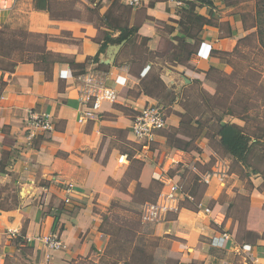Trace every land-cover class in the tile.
Segmentation results:
<instances>
[{
    "label": "crops",
    "instance_id": "1",
    "mask_svg": "<svg viewBox=\"0 0 264 264\" xmlns=\"http://www.w3.org/2000/svg\"><path fill=\"white\" fill-rule=\"evenodd\" d=\"M211 1L189 0L177 8L167 0H142L130 8L121 0H45L44 9L37 8V0H16L12 6L0 1L7 7H0V29L16 25L41 38L46 57V62L0 66V264H76L103 252L109 242L100 230L103 216L113 203H131L139 189L149 193L158 184L155 202L162 189L155 174L161 169L185 180L194 199L160 224L140 221L152 236L170 240L172 264H264L263 174L239 179L244 167L234 173L232 159L218 155L202 136L197 151L170 149L162 134L179 127L181 106L166 116L155 142L147 145L131 134L139 111L163 99L155 95V85L179 99L197 82L215 86L206 77L211 67L232 80L246 77L239 64L245 59L242 48L259 49L255 28L242 21L252 2ZM190 11L210 24L192 29L195 39L182 30ZM125 31L130 33L117 41ZM253 37L254 45H241ZM174 50L178 54L170 58ZM72 62L83 65L84 73ZM86 75L118 97L102 102L98 119L79 123V78ZM29 112L48 114L53 129L28 138ZM232 119L222 123L244 126ZM217 158L230 167L223 182L203 185L193 175L185 178L187 164L196 161L205 171ZM68 184L72 189L66 194ZM49 233L61 241L60 249L29 242Z\"/></svg>",
    "mask_w": 264,
    "mask_h": 264
},
{
    "label": "trees",
    "instance_id": "2",
    "mask_svg": "<svg viewBox=\"0 0 264 264\" xmlns=\"http://www.w3.org/2000/svg\"><path fill=\"white\" fill-rule=\"evenodd\" d=\"M45 0H37V8L44 9ZM189 0H184L185 3H188ZM244 2L250 1L254 5L252 7L251 12L245 14V19L242 17L243 24L246 26V23L249 21L250 27H254L257 35V42L259 44V49L264 52V0H243ZM239 2V0H235L232 3H228L225 1L226 6H232ZM191 9H194V6L191 5ZM254 12V14H252ZM184 22L182 23V30H186V37L195 39V36L191 34V31H194L195 27L198 28L199 31L203 30L204 26L210 25L207 22H204L203 17L197 15L190 11L189 15L183 18ZM130 33V31L123 32L122 36H120L117 41L124 39L126 34ZM132 33V30H131ZM197 39V37H196ZM103 50L102 46L99 48V53ZM43 51L40 52L42 56L35 57V59H28V63H37V62H46L45 57V46L41 48ZM98 56V55H97ZM97 56L94 61H97ZM73 69L79 70V73H84L83 65L71 63L70 64ZM77 74V75H78ZM206 77L211 78L214 81L215 89L214 94L210 95L205 91H200L199 98L197 101L193 102H185V104L181 105L183 113L179 115L180 123L178 128H168L163 132V137L166 139V145L173 150H178L182 152H190L197 151L196 140L203 136L204 130L210 120L206 122H202L201 119L207 113H212L214 108L223 107L226 109V116H230L232 118L239 119L244 122L243 127H239L235 124L231 123H219L213 127L214 132H212L211 138H216L218 141V145L220 146L224 155L229 156L232 161L235 163L241 164L245 169H250L248 175L258 174L260 173L258 169L252 167L248 163L249 158H257L259 157L264 165V113H255L256 116L250 115L249 110L252 109L254 103L251 100L245 99V104L241 109V112L236 111L231 106H226V97L220 96L222 92L227 91L224 88V84H226L229 88L230 94L234 91L240 92L242 87V82H246V79L241 76H237V80L234 81L231 79L233 76H227L221 73L219 70L211 67L207 72ZM245 79V80H244ZM155 82V80H153ZM251 85V80H248ZM253 92L260 93V89L254 88L256 86H251ZM144 93H148V91H144ZM263 93V92H262ZM248 100V101H247ZM250 101V107L248 106V102ZM237 102H241L239 98ZM206 107L209 112L203 110ZM255 124L254 128L250 127L251 124ZM253 126V125H252ZM205 138H209V136H203ZM264 175V174H263ZM140 192H147L142 189H139ZM107 215V214H106ZM106 215L103 216V223L100 227L101 232L108 236L109 239L111 237H115L122 241V244L119 245L121 248V259L123 264H151L153 262V256L148 254L145 246L146 240L140 234L138 230L130 228L128 225L120 226L118 229L109 232L103 228L104 220L106 219ZM112 239V238H111ZM110 241V240H109ZM108 242L107 247L110 248L112 243ZM106 247V248H107ZM93 252H96L93 248ZM97 253V252H96ZM124 254V256H123ZM89 260V259H88ZM177 263V262H176ZM116 264V262L114 263ZM175 264V263H174Z\"/></svg>",
    "mask_w": 264,
    "mask_h": 264
},
{
    "label": "rangeland",
    "instance_id": "3",
    "mask_svg": "<svg viewBox=\"0 0 264 264\" xmlns=\"http://www.w3.org/2000/svg\"><path fill=\"white\" fill-rule=\"evenodd\" d=\"M252 7H254L253 4L250 6V12L252 10ZM252 14H254V12ZM25 34L26 33L24 29L16 25L9 24L4 26V28L0 29V66L2 68L8 69L13 67V65L18 62H25L28 61V59H35V57H37L38 55H40L39 57L42 56L39 53L43 51H38L41 50V48L44 45L42 39L31 37ZM254 41H256V39L253 37L252 41L251 39H248L246 42L241 43V45L242 46L254 45L255 43ZM242 49H243L242 51L243 53L241 55L243 56L245 53L244 56L245 59L242 61V63L239 64L240 66L243 67L242 72L248 71L247 75L251 72L254 73V75L251 74L249 77L246 75L245 77V78L248 77L249 80H254V82H252L251 85H249L250 83L248 81L242 82L241 85L243 88L241 89V91L240 92L234 91L231 94L229 92L228 86L224 84L223 86L224 88H226L227 91L224 90V92H222L220 96L226 97L225 104L227 107L231 106L233 109H235L238 112H241V109L247 105V103L245 104L244 101L245 99L251 100L253 103L255 102L254 105L252 106V109H250L249 112L250 115L256 116L255 113L258 114L264 113V52L260 49L256 50L255 48L252 49L242 48ZM177 54L178 52L174 50L173 53H171L170 58H176ZM235 80H237V76L234 77L233 80L234 83ZM252 85L256 86L254 88L260 89L259 91H262L263 93L261 92L260 94L257 92H253V89L251 87ZM214 88L215 86L210 80H207L202 83L197 82L193 84L191 87L187 88L185 92H182L181 97L177 99L174 93L173 94L166 93L167 91L161 92L160 91L161 89L155 85V89H156L155 95L163 98L161 99V102L159 101L158 102L159 104L158 103L157 104L163 107L165 115L168 117L173 113L174 107L179 106L180 108V106L185 104V102L187 101L189 102L197 101L199 98V93L202 90L212 95L214 94ZM239 98L241 99V102H237ZM171 100H173V102H171ZM248 106L250 107V101L248 102ZM203 110L209 112V110L206 107H204ZM205 119L206 122L208 120L210 121L207 123L209 125L206 126L204 133L202 135L209 136L211 140L208 143V145H210L212 149L218 153V155L220 156L221 154L224 155L221 148L216 143V138H211L212 132H214L213 127H215L216 124L219 123V121H226V120L231 121L233 119L226 116V109L223 107L214 108L211 114L207 113L204 116V118L201 119L202 122H204ZM254 126L255 124L253 123L250 125V127L253 128ZM248 163L252 167L258 169L261 174H264V165L259 157L249 158ZM231 164L234 173L237 172L241 166L240 164L235 163L234 161H231ZM241 170H242L241 174L239 171V174L237 175L239 179H242L243 181L249 179L248 172L250 169L241 168ZM189 187L190 189H192L193 187L194 188L193 190H195V187L192 183L189 185ZM158 190H159V186L157 184L152 192L149 193L137 192L131 203L128 204L123 202L113 203L109 213H107V215L105 214L106 219L104 220L103 228L109 232H112L118 229L120 226L128 225L130 228L138 230L139 232H141L140 234L146 240L145 246L148 254H150L154 258L151 264H159L162 261H167L168 263L172 264L174 262L173 258L167 257L171 244L170 240L152 236L151 227L147 225H143L140 222L141 205H143L145 202L152 203L156 198ZM40 237L43 236H36L35 238L30 239L29 242L31 241L40 242L38 240V238ZM111 238L108 239V241L110 240L109 242L112 243L110 248L107 247L103 252L97 254L94 253L93 257L89 260L85 258L82 260H78L76 264H114L115 262L116 264H123V261L119 260L121 259V252H122L119 245L122 244L123 240H120L119 244H117L119 239L116 238L115 240V237H111Z\"/></svg>",
    "mask_w": 264,
    "mask_h": 264
},
{
    "label": "built area",
    "instance_id": "4",
    "mask_svg": "<svg viewBox=\"0 0 264 264\" xmlns=\"http://www.w3.org/2000/svg\"><path fill=\"white\" fill-rule=\"evenodd\" d=\"M12 6L16 0H0ZM128 7L133 8L140 5L142 0H121ZM177 8L183 6L184 0H167ZM1 7V6H0ZM7 8V7H1ZM79 89V102L83 108L78 116V122L96 120L101 113L102 102L114 103L117 100V92L103 85L101 80L94 76H81ZM166 128V115L163 107L156 104H149L143 107L139 113L133 118L131 125V134L135 139L149 145L155 142L157 133ZM53 129L50 116L48 114H38L34 112L28 113L27 130L28 138L41 132H50ZM127 156H120L118 161L126 163ZM172 163H178L172 160ZM187 171L186 177L193 175L197 183L208 185L212 180L216 179L223 182L229 174V165L219 158L214 161L210 170H199L197 162H192L185 166ZM155 179L161 184V192L153 203H145L140 207V220L143 224L156 225L164 221L168 214L177 213L181 209L183 202L194 201L193 197L185 190V180L177 178V175H171L169 170L161 169L155 174ZM72 185L68 184L64 189V193H70ZM68 202V199H65ZM224 238L226 235H223ZM38 240L49 250H58L62 247L61 241L54 234H48L38 238Z\"/></svg>",
    "mask_w": 264,
    "mask_h": 264
},
{
    "label": "water",
    "instance_id": "5",
    "mask_svg": "<svg viewBox=\"0 0 264 264\" xmlns=\"http://www.w3.org/2000/svg\"><path fill=\"white\" fill-rule=\"evenodd\" d=\"M207 4L213 5V2L211 0H207Z\"/></svg>",
    "mask_w": 264,
    "mask_h": 264
}]
</instances>
